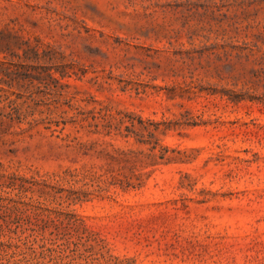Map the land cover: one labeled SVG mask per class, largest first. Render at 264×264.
Returning a JSON list of instances; mask_svg holds the SVG:
<instances>
[{
    "label": "rangeland",
    "instance_id": "1",
    "mask_svg": "<svg viewBox=\"0 0 264 264\" xmlns=\"http://www.w3.org/2000/svg\"><path fill=\"white\" fill-rule=\"evenodd\" d=\"M0 264H264V0H0Z\"/></svg>",
    "mask_w": 264,
    "mask_h": 264
}]
</instances>
